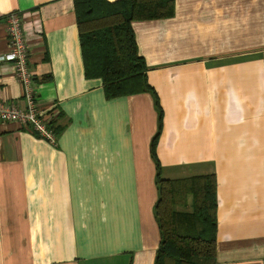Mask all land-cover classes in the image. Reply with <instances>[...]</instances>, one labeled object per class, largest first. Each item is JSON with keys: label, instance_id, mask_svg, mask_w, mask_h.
Listing matches in <instances>:
<instances>
[{"label": "crops", "instance_id": "1", "mask_svg": "<svg viewBox=\"0 0 264 264\" xmlns=\"http://www.w3.org/2000/svg\"><path fill=\"white\" fill-rule=\"evenodd\" d=\"M12 12L61 129L52 143L0 122V264H154L152 97L106 100L85 79L73 0H0V55ZM132 29L163 109V178L214 174V264H264V0H174ZM0 103L26 106L3 62Z\"/></svg>", "mask_w": 264, "mask_h": 264}, {"label": "trees", "instance_id": "2", "mask_svg": "<svg viewBox=\"0 0 264 264\" xmlns=\"http://www.w3.org/2000/svg\"><path fill=\"white\" fill-rule=\"evenodd\" d=\"M85 79H100L106 100L147 93L157 113L150 142L155 165L157 201L153 208L159 230L154 264H214L217 196L214 174L165 179L156 155L163 109L146 78L148 68L138 53L132 23L170 19L174 0H73ZM60 114L48 128L58 136ZM34 136H37L34 134Z\"/></svg>", "mask_w": 264, "mask_h": 264}, {"label": "built area", "instance_id": "3", "mask_svg": "<svg viewBox=\"0 0 264 264\" xmlns=\"http://www.w3.org/2000/svg\"><path fill=\"white\" fill-rule=\"evenodd\" d=\"M21 13L12 12L5 17L7 52L0 55V62L9 63L13 77L23 89L24 108L14 104L0 103V122L15 123L28 133L38 135L53 143L54 134L48 125L58 116L57 106L48 110L40 109L33 90L34 73L30 70V54L23 35Z\"/></svg>", "mask_w": 264, "mask_h": 264}]
</instances>
